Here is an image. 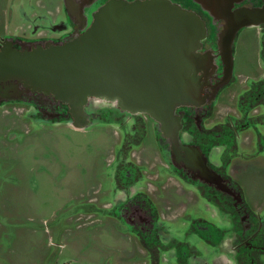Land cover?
<instances>
[{"label":"rangeland","instance_id":"rangeland-1","mask_svg":"<svg viewBox=\"0 0 264 264\" xmlns=\"http://www.w3.org/2000/svg\"><path fill=\"white\" fill-rule=\"evenodd\" d=\"M34 5L37 10L31 16L28 8ZM64 18L61 0H0V38H35L39 34L33 33L34 25L42 30L41 35L55 36L53 32ZM259 49L260 34L255 27H244L237 33L232 53L234 82L219 95L205 121L208 126L221 124L227 115H239L237 96L262 69ZM88 104L89 112L99 115L76 129L67 120L41 118L29 102H0V264H148L127 236L126 227L110 225L105 216L94 211L98 205L93 202L94 189L100 188L99 202L112 199L108 179L113 166L107 163L111 148L117 149L121 131L107 119L109 112L105 110L111 103L90 100ZM261 125L257 124V130L264 136ZM254 133V129L241 132L240 145H247ZM153 142L149 133L146 141L131 151V159L144 176L132 190L145 187L159 209L165 206L164 219H175L182 211V202L191 203L185 212L190 218L184 221L186 226L170 225L171 233L177 235V227L180 233L185 232L198 213L206 215L204 200L195 197L190 186L167 175V164ZM248 148L241 147L245 156L232 161L230 172L246 201L254 210L263 208V213L264 151L249 156L258 150L256 146ZM221 150H211L213 162L217 163ZM155 182L159 183L157 190ZM193 236L188 233L183 238Z\"/></svg>","mask_w":264,"mask_h":264},{"label":"flooded vegetation","instance_id":"flooded-vegetation-1","mask_svg":"<svg viewBox=\"0 0 264 264\" xmlns=\"http://www.w3.org/2000/svg\"><path fill=\"white\" fill-rule=\"evenodd\" d=\"M105 1L61 0L65 22L61 20L62 25L53 32L56 34L55 36L48 33L41 35L42 30H38L37 26L34 25L33 33L39 34L35 38L18 35L7 36V38H10L17 48L35 42H62L71 39L83 31L89 22L92 11ZM171 1L195 12L205 22L207 36L202 41L201 51H209L213 55H217L214 62L218 66L209 78L210 87L205 89L208 95L207 101L198 106L177 107L175 113L180 117L179 135L181 143L194 145L205 155L207 165L218 175L223 187L193 178L181 167L174 166L171 162L168 142L159 131L157 122L150 116L145 113L133 114L122 111L115 105L108 104V109L105 110L109 112L107 119L114 121L121 131L118 142H116L118 144L117 149L113 147L110 150V162L107 163L108 157H105L108 166H113L108 179L110 180L108 187L111 186L109 191L113 196L110 201L99 202L100 188L94 189L93 192L96 195L93 202L98 204L94 207V211L105 216L108 224H121L124 228L126 227L128 231V235H126L145 255L148 264H264L263 208L255 210L252 208V203L246 201L230 172L232 161L235 158L245 156L241 147H249L248 149H250L252 146H256L258 153H250L249 151V156H254V154L258 156L264 151V136L260 135L257 130V124H264V0ZM35 6L28 8L32 11L30 12L31 16H34L37 10ZM228 6H230L231 12L238 9L258 10V13L251 18L256 24L245 27H255L260 34L259 56L262 69L257 76L253 77L250 84H246L247 88L238 94L235 105L239 115H227V119L221 124L208 126L205 121L212 114V108L219 95L222 90L234 82L232 74L229 81L221 85L224 75L221 59L218 55V43L224 29L225 18H227L224 8ZM47 31L50 33V30ZM231 52L233 53V42ZM6 101L29 102L30 106L36 107V113L41 118L52 122L67 120L68 123L72 124L67 105L57 102L51 97L38 93L22 92L16 99L0 100V102ZM88 107H90L89 104L84 108L87 119L85 124L87 125L91 118L99 115L95 116L93 111L89 112ZM91 107L97 108L99 106L93 105ZM149 124L151 130L148 129ZM74 128L82 129L84 127ZM252 129H254L255 137L253 136L247 145L241 146L238 142L240 133ZM149 133L153 137L154 145L158 147L161 158L167 164V170L164 169L167 175L190 186L194 196L204 200L206 215L198 213V217L190 220V225L185 232L180 233V227H177V235L171 233L172 227L170 225H185L184 221L190 219L185 212L191 203L182 202L183 204H180L182 211L175 219H164L165 206H161L159 209L157 202L149 196L145 187L139 185L135 190H132V187L138 184L144 176L140 167L131 159V151L146 141ZM215 147H222L217 163L210 159V152ZM154 184L157 190L159 183L155 182ZM118 193L121 194L120 197L117 196ZM89 216L91 214H88L86 218L90 219ZM97 219L99 218L97 217ZM188 233L195 237L193 236V239L191 237L183 238ZM199 242L203 243L201 244L203 246ZM220 259H224V261L220 262Z\"/></svg>","mask_w":264,"mask_h":264},{"label":"water","instance_id":"water-1","mask_svg":"<svg viewBox=\"0 0 264 264\" xmlns=\"http://www.w3.org/2000/svg\"><path fill=\"white\" fill-rule=\"evenodd\" d=\"M224 8L219 56L226 84L232 75L231 44L238 30L255 25L258 10ZM230 11V12H229ZM205 22L171 0H106L71 39L21 48L0 38V100L38 93L67 105L74 127H85L90 100L122 111L145 113L167 140L171 162L193 178L223 187L207 158L182 144L177 107L202 105L218 64L201 51Z\"/></svg>","mask_w":264,"mask_h":264},{"label":"bare ground","instance_id":"bare-ground-1","mask_svg":"<svg viewBox=\"0 0 264 264\" xmlns=\"http://www.w3.org/2000/svg\"><path fill=\"white\" fill-rule=\"evenodd\" d=\"M94 100H96V101H100V100H97V99H94Z\"/></svg>","mask_w":264,"mask_h":264}]
</instances>
